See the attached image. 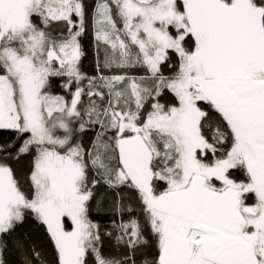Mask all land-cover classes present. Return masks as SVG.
Masks as SVG:
<instances>
[{
	"label": "snow or ice",
	"instance_id": "snow-or-ice-1",
	"mask_svg": "<svg viewBox=\"0 0 264 264\" xmlns=\"http://www.w3.org/2000/svg\"><path fill=\"white\" fill-rule=\"evenodd\" d=\"M0 264H264V0H0Z\"/></svg>",
	"mask_w": 264,
	"mask_h": 264
},
{
	"label": "trees",
	"instance_id": "trees-1",
	"mask_svg": "<svg viewBox=\"0 0 264 264\" xmlns=\"http://www.w3.org/2000/svg\"><path fill=\"white\" fill-rule=\"evenodd\" d=\"M85 52L86 56L83 59V67L84 70L88 73H92L94 71V63H93V54H92V47H91V37H87L85 39ZM25 231H28V229H25ZM38 240H42V237H39L38 234H33Z\"/></svg>",
	"mask_w": 264,
	"mask_h": 264
}]
</instances>
